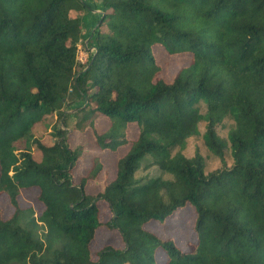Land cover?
<instances>
[{"label": "trees", "instance_id": "trees-1", "mask_svg": "<svg viewBox=\"0 0 264 264\" xmlns=\"http://www.w3.org/2000/svg\"><path fill=\"white\" fill-rule=\"evenodd\" d=\"M157 45L190 55L170 81ZM54 112L44 143L32 130ZM87 126L101 150L128 145L96 193L86 186L102 171L98 154L72 175L84 148L68 134ZM200 126L219 162L209 171L198 151L182 152ZM141 164L156 175L136 178ZM33 189L37 206L21 207L20 191ZM0 194L12 207L0 213V264H159L158 251L161 264H264V0H0ZM187 205L185 250L147 228ZM101 227L121 246L93 251Z\"/></svg>", "mask_w": 264, "mask_h": 264}, {"label": "rangeland", "instance_id": "rangeland-1", "mask_svg": "<svg viewBox=\"0 0 264 264\" xmlns=\"http://www.w3.org/2000/svg\"><path fill=\"white\" fill-rule=\"evenodd\" d=\"M70 15L72 17H80L84 11L82 10H71ZM86 41V40H85ZM85 41H83L85 43ZM153 53L156 57L157 64L160 66L161 75L166 81H170L175 73L183 66H186L190 61V55L188 53L181 54H167L163 48L159 45L154 46ZM76 57L80 63H86L88 53L83 48L82 43L77 44ZM73 99V97H72ZM67 98V106L65 110L70 113L75 112V107L77 102L74 98ZM74 108V109H73ZM57 115L55 112L49 114L45 120L34 125L32 130L33 136L41 140L42 142H50L53 139V127ZM81 117V113L76 115L72 114L70 116L71 125ZM227 122V121H226ZM109 124V121L98 116L95 120V127L98 132H103ZM229 124L224 126L222 129L218 130V134L224 137ZM137 131L135 127L130 126L127 130V136L129 139H134L136 137ZM68 144L70 147H76L77 145H83V154L81 159L78 161L75 168L72 170L73 182L77 183L80 175L84 174L89 166V159L93 154H98L103 168L98 174L96 179L89 180L87 182L86 190L87 192L96 193L98 190L102 189L103 186L113 180L116 171V161L121 157L128 149V145L117 147L115 150H101L94 144V136L91 128L88 126L83 129L72 128L68 134ZM32 154L36 160L40 158V152L37 148L32 147ZM195 151H198L206 160V171L215 169L219 167L218 159L209 153L202 141V126L199 128V134L193 135L186 139L184 146L182 147V152L187 156H192ZM140 169L136 172L135 177L144 176L143 178H149L156 175V170L153 167L146 165H139ZM35 190H21L18 196V201L21 207H28L32 205L36 207V203L33 200V195ZM12 212V207L8 204L7 199L4 195L0 194V213L3 217H9ZM101 212H106L103 205L101 206ZM106 213H103L105 215ZM194 219V212L189 205L185 206L181 210L175 211L171 216H168L162 224L151 223L147 225V228L157 236L162 239H172L175 244L182 250L186 249L188 241L195 239L191 230V226ZM108 244L113 247H120L121 241L116 231L108 229L106 227L98 228L95 232V237L91 243V249L96 251L100 249L103 245ZM159 264L164 260L163 254L158 251L157 256Z\"/></svg>", "mask_w": 264, "mask_h": 264}]
</instances>
